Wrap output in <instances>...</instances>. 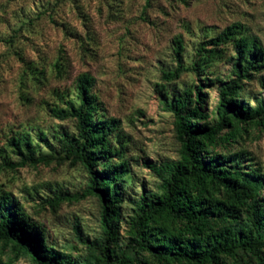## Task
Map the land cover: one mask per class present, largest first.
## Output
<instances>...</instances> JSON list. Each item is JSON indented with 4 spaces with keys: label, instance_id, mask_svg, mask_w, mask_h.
<instances>
[{
    "label": "rangeland",
    "instance_id": "rangeland-1",
    "mask_svg": "<svg viewBox=\"0 0 264 264\" xmlns=\"http://www.w3.org/2000/svg\"><path fill=\"white\" fill-rule=\"evenodd\" d=\"M233 24L256 37L264 53V0H0V155L18 162L9 141L28 134L37 153L53 158L47 164L0 170V197L22 207L62 263L105 264V254L115 264H164L129 246L141 194H161L162 180L148 166L179 159L174 119L163 100L200 87V108L208 115L202 124L215 121L220 92L235 78L231 65L236 54L229 44L222 58L204 69L195 61L204 41ZM176 39L183 44L185 70L166 83L161 75L176 67ZM82 73L95 80L91 93L101 113L120 122L130 166L120 186L114 238L108 243L100 228L98 199L80 197L88 174L63 158L56 138L61 132L74 133L75 123L51 114L67 101L78 103L75 85ZM238 100L251 108L264 102V67L241 82ZM246 130L204 156L219 155L225 162L233 157L242 169L264 175V124ZM66 192L78 196L76 201L52 208L51 199ZM260 193L264 195V186ZM121 257L129 262L119 261ZM222 262L259 264L241 246ZM0 264L33 263L27 256L16 257L11 244L0 241Z\"/></svg>",
    "mask_w": 264,
    "mask_h": 264
},
{
    "label": "trees",
    "instance_id": "trees-1",
    "mask_svg": "<svg viewBox=\"0 0 264 264\" xmlns=\"http://www.w3.org/2000/svg\"><path fill=\"white\" fill-rule=\"evenodd\" d=\"M174 44L176 67L162 73L166 83L178 79L185 70L182 41L176 39ZM229 44L236 54L231 65L235 78L220 92L211 125L202 124L208 115L200 108V87L194 91L187 88L163 100L174 119L179 159L148 166L162 180L161 194H141L129 243L132 249L147 253L159 263L223 264L222 257L235 256L241 246L264 264L260 255L264 250V195L260 193L264 175L242 169L233 157L225 162L219 155L204 156L209 148L246 132V127L264 124V102L251 108L238 100L241 82L264 67V53L256 37L244 35L241 25L233 24L202 43L195 66L204 69L222 58ZM94 82L88 73L80 74L75 85L78 103L67 101L64 107L52 108L51 114L75 123L74 133L61 132L56 138L63 158L79 164L88 174V187L80 197L98 199L100 228L108 243L114 238L113 224L120 214V186L130 166L124 159L126 146L120 122L101 113L91 93ZM39 139L50 146L42 133ZM9 147L19 161H8L2 154L0 170L47 164L53 159L52 155L37 153L28 134L12 138ZM77 198L59 193L49 204L55 209L63 201ZM0 241L11 244L16 257L27 256L33 264H69L62 263L60 255L46 245L39 226L8 196L0 197ZM102 257L105 264H115L108 255ZM121 260L129 262L127 257Z\"/></svg>",
    "mask_w": 264,
    "mask_h": 264
}]
</instances>
